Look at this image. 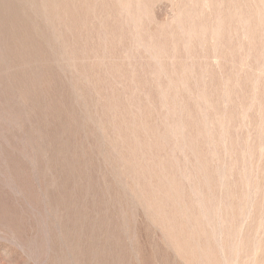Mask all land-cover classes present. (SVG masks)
Segmentation results:
<instances>
[{
	"label": "rangeland",
	"instance_id": "obj_1",
	"mask_svg": "<svg viewBox=\"0 0 264 264\" xmlns=\"http://www.w3.org/2000/svg\"><path fill=\"white\" fill-rule=\"evenodd\" d=\"M0 264H264V0H0Z\"/></svg>",
	"mask_w": 264,
	"mask_h": 264
}]
</instances>
